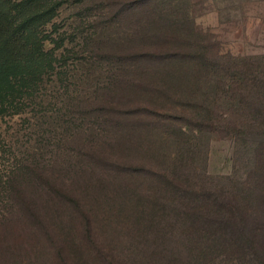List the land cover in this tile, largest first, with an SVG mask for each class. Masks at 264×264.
Returning a JSON list of instances; mask_svg holds the SVG:
<instances>
[{
    "label": "trees",
    "instance_id": "1",
    "mask_svg": "<svg viewBox=\"0 0 264 264\" xmlns=\"http://www.w3.org/2000/svg\"><path fill=\"white\" fill-rule=\"evenodd\" d=\"M54 8L19 19L0 6L1 91L29 72L23 65L31 56L29 37ZM149 51L125 58V92L189 101L198 139L179 138L181 119L165 115L164 123L162 109L150 104L120 113L106 130L93 129L97 140L87 135L79 157L62 140L47 156V116L34 115V141L5 145L13 159L0 161V264H264L262 61L222 62L210 47ZM109 87L119 90L120 81ZM60 120L52 118L54 136H76L80 128ZM160 121L161 139L177 138L190 155L172 167L132 155L142 145L138 126L146 132ZM207 133L238 147L231 172H209L207 158L196 159Z\"/></svg>",
    "mask_w": 264,
    "mask_h": 264
},
{
    "label": "rangeland",
    "instance_id": "2",
    "mask_svg": "<svg viewBox=\"0 0 264 264\" xmlns=\"http://www.w3.org/2000/svg\"><path fill=\"white\" fill-rule=\"evenodd\" d=\"M0 6L12 10L19 19L55 7L51 20L29 37L31 56L23 64L24 71L29 72L19 82L14 80L0 89V161L13 159L5 145L34 141L30 138L34 115L47 116V134L42 138L49 145L47 156L62 140L67 150L79 157L77 150L88 142L87 135L97 140L93 129L106 130L120 113L150 104L162 109L159 113L164 123L169 121L165 115L181 119L182 126L178 123L176 132L179 138L187 140L188 135L198 139L199 129L190 121L189 101L167 103L165 97L150 99L142 98L138 91L125 92V58L134 52L210 47L222 62L262 61L264 65V0H0ZM136 66L142 68L139 61ZM115 80L121 85L117 91L109 87ZM112 98L117 106L110 102ZM25 102L27 105L21 106ZM48 116L61 118L60 124L80 130L76 136L68 132L65 139L55 137ZM72 118L74 123L69 122ZM161 121L149 125L146 132V126L142 130L138 126L136 144L142 145L132 155L143 153L139 160L172 167L177 158L190 155L187 145L179 144L177 138L161 139ZM204 141L207 143L196 159L206 164L207 158L209 172H231L238 150L233 140L221 133H207ZM247 157L244 154V159Z\"/></svg>",
    "mask_w": 264,
    "mask_h": 264
}]
</instances>
